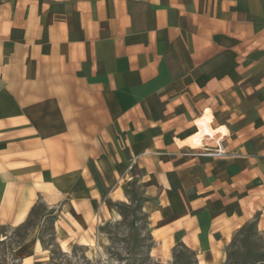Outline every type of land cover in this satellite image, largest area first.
I'll use <instances>...</instances> for the list:
<instances>
[{
	"label": "crops",
	"instance_id": "obj_1",
	"mask_svg": "<svg viewBox=\"0 0 264 264\" xmlns=\"http://www.w3.org/2000/svg\"><path fill=\"white\" fill-rule=\"evenodd\" d=\"M131 163L151 235L198 264H225L254 206L264 237V0H0V226L56 210L62 250L60 215L109 199Z\"/></svg>",
	"mask_w": 264,
	"mask_h": 264
},
{
	"label": "rangeland",
	"instance_id": "obj_2",
	"mask_svg": "<svg viewBox=\"0 0 264 264\" xmlns=\"http://www.w3.org/2000/svg\"><path fill=\"white\" fill-rule=\"evenodd\" d=\"M202 138L197 139L201 147ZM195 151L203 152L202 149ZM137 173L138 168L131 163L125 169L124 180L109 199L97 201L96 208L91 210L85 208L83 215H60L68 226L67 239L58 232L62 250L55 242L53 230L56 210L50 212L38 205L23 226H0V264H22V258L24 264H32L33 259L41 264H198L196 253L180 241L169 239L167 235L170 232L153 230L151 235L148 220L140 208L143 198L134 179ZM100 202L105 204L102 211ZM252 211H249L251 214L246 221L235 224L237 228L231 232L230 242L225 248V264H264V237L256 228L259 217ZM31 234L40 239L41 250L37 249L33 256L31 253L21 254V246ZM102 235L105 239V243L100 241L102 253L90 257L91 245Z\"/></svg>",
	"mask_w": 264,
	"mask_h": 264
},
{
	"label": "bare ground",
	"instance_id": "obj_3",
	"mask_svg": "<svg viewBox=\"0 0 264 264\" xmlns=\"http://www.w3.org/2000/svg\"><path fill=\"white\" fill-rule=\"evenodd\" d=\"M218 132H220L222 135L224 134V132L222 131V130H220V129H218V130H209V131H207L205 134H204V136H203V138H202V144H203V147H205V146H207V144H205V142H207V141H211V140H214V143H217V142H219V139L215 136L216 135V133H218ZM212 142V141H211ZM210 143V142H209ZM217 146H218V144H217ZM92 249V253L93 254H95L96 252H95V250L93 249V248H91ZM91 255V254H90ZM92 256V255H91ZM95 256V255H94Z\"/></svg>",
	"mask_w": 264,
	"mask_h": 264
}]
</instances>
